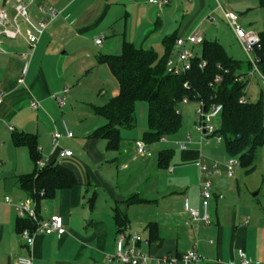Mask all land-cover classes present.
<instances>
[{"label": "crops", "instance_id": "obj_1", "mask_svg": "<svg viewBox=\"0 0 264 264\" xmlns=\"http://www.w3.org/2000/svg\"><path fill=\"white\" fill-rule=\"evenodd\" d=\"M3 3L12 16V6ZM27 4L31 16L38 21H47L48 26L34 52L26 87L19 86L17 82L22 69L20 53L27 49V26L19 19L22 36L16 40L0 38L2 47L7 51V54L0 53V87L5 92V100L0 107V163L3 165L0 176L4 177L1 192L5 198L10 197L15 201L32 199L20 189L19 179L32 174L35 165L27 148L14 146V133L35 134L42 160L48 163L57 161L71 169L79 185L59 191L52 199L41 202L39 208L37 205L42 219L61 217L66 232L61 237L38 234L32 249L21 240L18 226L21 219L16 211L6 205L5 200L3 203L1 201L0 264H15L20 256L32 257L34 264H117L113 257L119 235L122 232H137L135 234L140 235L142 230L141 250L151 258L147 264H158V259L165 256L181 257L195 249L203 258L201 264H241L239 250L246 253L251 264H264V219L256 218V209L250 204L229 205L218 191L225 181L224 177L229 179L225 167L229 156L220 167L211 163L208 158L211 156L200 148L206 139L202 136L200 141L191 139L184 150L177 144L186 142L187 134L191 138V126L188 125L192 122V116L196 115L197 103L181 107L185 131L178 137L180 142L166 149L173 151L166 170L158 166V160L153 162L151 148L155 144H147L153 156L142 158L137 155L136 140H132L130 134H125L124 139L121 133L123 143L119 151H109L106 141L103 143L100 141L104 140L91 138L103 126L100 121L89 126L76 141V126L65 123L74 138H63L59 145L61 149L72 152L73 156L60 159L53 150L52 135L56 131L65 134L64 109L59 108L54 97L64 88H69L65 84L69 80L66 73L70 56L68 45L59 44L57 48L61 40L69 38L80 44V51L77 50L80 53L86 52L88 48L85 46L91 43L100 50L114 52L121 49L122 53L123 45L130 43L136 48L145 49L146 46L148 48L145 50L162 55L167 38L175 36L186 39L196 31H201L204 36L202 27L206 23L217 25L213 19L215 14L223 15L216 2L171 0L165 7L153 5L149 0H27ZM223 4L226 10L238 15L243 28L259 36L264 34L256 30L255 25L245 27L241 21L245 15L264 9L259 0H224ZM40 6L54 7L58 17L51 20L48 14H41ZM32 7H36V10L31 11ZM232 35L235 37L233 31ZM101 37L103 41L113 37L116 42L105 45L102 42V46H97L95 40ZM107 55L112 54L100 55L95 59L87 56L90 60L87 75L95 69L100 70L101 65L108 67L100 62ZM175 56L174 45L171 58ZM243 72L247 71L244 69ZM118 93L116 91L109 96L105 103ZM244 100L248 102L246 97ZM32 101H38L41 109H32ZM191 106L193 108H189ZM27 110L31 116L27 115ZM63 142L68 144L64 145L65 148L61 145ZM221 144L223 142L219 146ZM202 160L210 168L217 165L218 173H213L210 178L213 179L210 223L197 226L190 221L185 204L188 201L190 208H200L198 164ZM135 195L145 202L128 205L127 200ZM117 212L127 217L126 230H120L117 226ZM150 224H156L158 230V239L153 242L149 241Z\"/></svg>", "mask_w": 264, "mask_h": 264}, {"label": "trees", "instance_id": "obj_2", "mask_svg": "<svg viewBox=\"0 0 264 264\" xmlns=\"http://www.w3.org/2000/svg\"><path fill=\"white\" fill-rule=\"evenodd\" d=\"M259 2L264 8V0ZM260 38L262 49L257 55L264 76V34ZM177 39L172 36L164 41L162 55L125 43L121 55L101 58L100 62L109 67L116 79L119 93L102 107L94 108L105 124L91 138L106 141L109 151H119L123 143L122 131L133 130L137 125L136 107L140 102L148 105V130L142 138L148 145L179 135L183 126L181 107L184 99L189 103L202 102L206 111L213 105H222L221 129L217 134L222 137L229 158H238L247 175L254 173L256 161L264 148V104L262 101L241 103L248 86L243 62L231 57L220 43L205 40L201 45V54L192 61L191 70L173 76L167 72V63ZM202 62L206 63L203 68L200 67ZM247 63L248 70H251V65ZM217 77L221 78L219 83L216 82ZM12 140L15 147L28 149L35 165L32 174L20 177L19 186L32 197L38 208L41 202L52 199L59 191L79 185L74 172L57 161L38 168L37 163L42 156L35 134L14 133ZM172 157V150L161 151L158 166L168 169ZM143 202L137 195L127 200L128 205ZM115 221L120 230L128 227L127 217L120 212L116 213ZM18 226L19 232L27 228L33 230V225L27 220H19ZM149 229V241L153 242L158 239L156 224H150Z\"/></svg>", "mask_w": 264, "mask_h": 264}, {"label": "built area", "instance_id": "obj_3", "mask_svg": "<svg viewBox=\"0 0 264 264\" xmlns=\"http://www.w3.org/2000/svg\"><path fill=\"white\" fill-rule=\"evenodd\" d=\"M218 6V9L222 12L223 18L232 29L236 39L238 40L240 46L242 47L247 60L251 65V70L248 71L247 77L255 76L258 74L264 83V76L260 71L259 64L260 59L257 55L262 49L261 38L258 33L252 30H246L240 24V19L238 15L232 11L226 10L223 4L224 0H214ZM5 5H11L15 16L12 17L10 12L2 0H0V38L8 40H16L22 36V30L19 24V19L23 20L24 24L27 26V49L20 53V59L22 61V69L20 77L18 79V85L26 87V78L29 73L30 64L36 50L37 44L40 41V38L43 36L44 32L47 29L48 22L45 20H35L28 11L27 0H6ZM153 5L159 7L168 6L171 0H149ZM2 4V5H1ZM41 14H48L51 20H55L58 17V11L54 7L45 8L43 6L39 7ZM216 23V22H215ZM103 37L95 40L97 46H102ZM205 39L201 31H196L193 35L188 38H178L175 42L176 47V56L171 58L167 63V72L173 76H179L190 71L192 68V61L197 56V53L193 50L196 46H201L204 43ZM0 53L7 54V51L4 50L0 40ZM206 63L202 62L200 65L201 68L205 67ZM242 79V78H241ZM221 81L220 77L216 78V82ZM187 87V85H186ZM70 89L64 88L63 91L55 96L54 99L57 102L60 109H65L67 106V98L69 97ZM5 100V92L2 87H0V107L3 105ZM241 103H246L243 99ZM189 104L187 99L183 100L182 105ZM198 107L196 110V130L201 134L203 138H209L216 136L218 144L223 142V139L220 135H217L218 130L214 126L215 121L221 122V114L223 111L222 105H213L209 111H206L204 104L202 102L197 103ZM30 106L34 110L41 109V104L38 101L30 102ZM65 134L62 135L60 132L56 131L52 135V144L53 150L57 152V156L60 159L70 158L73 156V153L67 150L60 148V141L63 138L72 139L74 134L68 129L67 125L63 123ZM11 130H13L11 128ZM161 141H166V138H163ZM191 142L190 136L187 137L186 142L177 143L180 149H186L188 143ZM136 153L139 157L142 158H151L153 156L151 150L148 149L147 144L143 140H137L135 142ZM48 162L40 160L37 163L39 169L44 168ZM200 170V208L192 209L189 207L188 201L185 204L186 212L189 215L190 221L195 225L199 226L200 224L208 225L210 223L209 207L210 201L213 197L212 193V183L211 175L213 173H218L217 165L209 167L205 161H201L199 164ZM226 173L229 179L235 176L236 168L240 167V161L238 158H229L225 164ZM5 204L12 207L19 219L27 220L33 225V230L24 229L20 232L21 240L25 245L32 249L35 244V237L38 234L43 235H56L61 237L65 234L64 221L59 216H53L50 219H42L39 216L37 210V204L33 199L24 200V201H15L10 197L5 198ZM143 239L140 235L135 233L128 234L127 232H122L116 243V250L113 260L117 264H147L151 259L149 255L145 254L141 250V245ZM241 264H251L247 258L246 253L243 250L238 252ZM203 258L198 253V251L192 250L181 257L175 256H165L158 259V264H201ZM15 264H34L32 257H17Z\"/></svg>", "mask_w": 264, "mask_h": 264}, {"label": "rangeland", "instance_id": "obj_4", "mask_svg": "<svg viewBox=\"0 0 264 264\" xmlns=\"http://www.w3.org/2000/svg\"><path fill=\"white\" fill-rule=\"evenodd\" d=\"M5 1L6 0H2V2ZM32 10L35 11L36 7H32L31 11ZM213 19L216 20L218 24L213 25L214 23H206L202 27L204 31V37L210 41H218L231 57L243 62L245 70L248 72L247 56L236 41L235 37L232 35L231 29H229V26L225 23L226 21H224L220 13H216ZM241 21L245 27H247V25L250 26L253 24L255 25L256 30L264 32V9H258V11H254L249 15H245V17H242ZM114 41L116 42V38L109 37L103 41V43L105 45ZM59 44L60 46L68 45V54L70 56L67 61L69 64V69L68 73H66L69 77V80L67 84H65L66 87H69L70 94L67 98V106L63 110V121L68 126L70 124L76 126V129H74V141H76L82 137V132L84 133L89 126L94 125L98 121L102 122L103 125L105 124L102 119L96 116L94 113V108L102 107L109 96L113 95L116 91H119L118 83L110 72L109 67L101 65L102 67H100V70L95 69L93 73L89 72L87 75V69L90 62L87 56L95 59V57L104 54L121 55V49L114 52H107L106 50H100L93 43H91L90 45L85 46L88 48L86 52L80 53L78 51H80L79 48H81V45L77 42L71 41L69 38H64L61 40V42L58 43L57 48L60 47ZM144 48L147 49L148 47L144 46ZM194 51L200 55L201 46H196ZM247 80L248 86L245 92L246 100L249 103H258L262 101L264 104V83L262 78L258 74H255L253 77H247ZM102 95L106 96L103 97ZM189 108H193V106ZM26 112L27 115L31 116V112L29 110ZM136 115L137 126L133 130L123 131L122 134L124 139L126 138L125 134H130L132 136L131 139L137 141L139 140L137 138H143L144 133L148 130V105L145 102L138 103L136 107ZM195 123L196 115L192 116V122L190 125H188L191 126V130L189 132L191 133L192 141H200L201 134H199V132L196 130ZM214 126L219 131L221 129V122L215 121ZM184 131L185 125L183 122V126L179 135L174 138H167L166 142H159L155 144L151 148L154 154L153 162L158 160V155L161 151L172 147V144L176 142H180L181 140H179L180 138L178 137L182 135ZM187 137L188 134L186 138ZM100 142L104 143L105 141ZM61 145L65 148L64 145L68 144L63 142ZM220 146L216 136H214L206 138L202 147H199L205 151L206 154L211 156L208 157L211 163L218 164L220 167L224 161H227L225 145L221 144ZM261 152L262 153L256 161V171L254 173L247 175L241 167H238L235 170L234 178L227 179V177H224L225 181L221 185V188L218 189L222 198H225V202L229 205L233 203H238L239 205L242 204V206L248 204L252 205V208L256 209L257 219H264V149ZM84 161L87 162V160ZM2 169L3 165L0 163V170L2 171ZM223 174L226 176V173ZM3 179L4 177L1 175L0 202L2 201V203L5 200V196L1 192L2 185L4 184ZM211 181H213V179ZM254 195H256V197H254ZM140 233L142 234L144 231L142 230Z\"/></svg>", "mask_w": 264, "mask_h": 264}, {"label": "water", "instance_id": "obj_5", "mask_svg": "<svg viewBox=\"0 0 264 264\" xmlns=\"http://www.w3.org/2000/svg\"><path fill=\"white\" fill-rule=\"evenodd\" d=\"M11 14H12L13 17L15 16V12H12Z\"/></svg>", "mask_w": 264, "mask_h": 264}]
</instances>
